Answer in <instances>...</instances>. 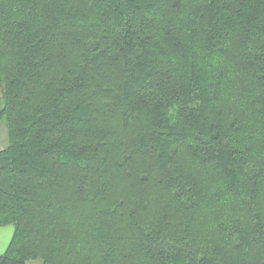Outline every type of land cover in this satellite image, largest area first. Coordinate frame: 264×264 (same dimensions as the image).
<instances>
[{"label": "trees", "instance_id": "1", "mask_svg": "<svg viewBox=\"0 0 264 264\" xmlns=\"http://www.w3.org/2000/svg\"><path fill=\"white\" fill-rule=\"evenodd\" d=\"M0 264H264V0H0Z\"/></svg>", "mask_w": 264, "mask_h": 264}, {"label": "crops", "instance_id": "2", "mask_svg": "<svg viewBox=\"0 0 264 264\" xmlns=\"http://www.w3.org/2000/svg\"><path fill=\"white\" fill-rule=\"evenodd\" d=\"M12 234V226L0 227V254H2L6 250L11 240Z\"/></svg>", "mask_w": 264, "mask_h": 264}, {"label": "rangeland", "instance_id": "3", "mask_svg": "<svg viewBox=\"0 0 264 264\" xmlns=\"http://www.w3.org/2000/svg\"><path fill=\"white\" fill-rule=\"evenodd\" d=\"M7 145V133L5 121H0V149H3Z\"/></svg>", "mask_w": 264, "mask_h": 264}]
</instances>
